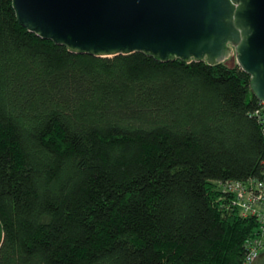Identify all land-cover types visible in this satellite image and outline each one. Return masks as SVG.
<instances>
[{"label":"trees","instance_id":"16d2710c","mask_svg":"<svg viewBox=\"0 0 264 264\" xmlns=\"http://www.w3.org/2000/svg\"><path fill=\"white\" fill-rule=\"evenodd\" d=\"M249 82L72 54L0 0V264H243L257 223L217 184L262 177Z\"/></svg>","mask_w":264,"mask_h":264},{"label":"water","instance_id":"95a60500","mask_svg":"<svg viewBox=\"0 0 264 264\" xmlns=\"http://www.w3.org/2000/svg\"><path fill=\"white\" fill-rule=\"evenodd\" d=\"M21 26L76 55L236 65L264 104V0H12ZM3 228L0 223V247ZM264 264V250L251 261Z\"/></svg>","mask_w":264,"mask_h":264},{"label":"built area","instance_id":"2783aa9c","mask_svg":"<svg viewBox=\"0 0 264 264\" xmlns=\"http://www.w3.org/2000/svg\"><path fill=\"white\" fill-rule=\"evenodd\" d=\"M259 103L260 107L254 114L262 125L264 137V104ZM217 186L228 197L231 210L243 218H253L257 223L256 229L244 243L243 264H251L254 257L264 250V164L260 179L227 181Z\"/></svg>","mask_w":264,"mask_h":264},{"label":"rangeland","instance_id":"374dc122","mask_svg":"<svg viewBox=\"0 0 264 264\" xmlns=\"http://www.w3.org/2000/svg\"><path fill=\"white\" fill-rule=\"evenodd\" d=\"M231 57L233 58V63L232 64H236L235 52L234 51L231 53Z\"/></svg>","mask_w":264,"mask_h":264}]
</instances>
